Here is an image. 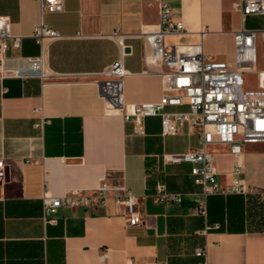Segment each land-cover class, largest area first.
Wrapping results in <instances>:
<instances>
[{
	"label": "crops",
	"instance_id": "crops-1",
	"mask_svg": "<svg viewBox=\"0 0 264 264\" xmlns=\"http://www.w3.org/2000/svg\"><path fill=\"white\" fill-rule=\"evenodd\" d=\"M240 1L168 0L185 30L168 43H202L206 55L233 66L235 33L264 30V14L242 22ZM0 16L22 38L21 49L7 53L8 68L16 67L15 58L42 55L45 74L0 77V158L7 167L0 264H100L104 251L108 264H264V142L244 147L242 178L253 193L210 196L206 214H198L202 197L193 166L163 162L165 155L198 150V135L185 126L164 136L160 117L126 120L101 97L97 82L121 60L125 104L162 100L164 79L148 72L154 68L146 63L143 38L159 23L158 0H64L62 13L43 17L60 35L43 48L31 37L40 21L38 0H0ZM209 151L219 182L231 184L236 158L225 145ZM105 177L140 198L141 224L129 226L112 197L102 209H62L44 219L46 193L95 190ZM160 183L185 194L183 204L153 203ZM199 248H207L206 258L195 255Z\"/></svg>",
	"mask_w": 264,
	"mask_h": 264
},
{
	"label": "built area",
	"instance_id": "built-area-1",
	"mask_svg": "<svg viewBox=\"0 0 264 264\" xmlns=\"http://www.w3.org/2000/svg\"><path fill=\"white\" fill-rule=\"evenodd\" d=\"M40 21L31 37L43 48L46 40H56L60 35L48 28L43 17L64 11V0H38ZM159 23L152 31L143 34L148 46L146 63L164 79V94L157 103L127 105L123 100L122 78L126 72L122 61L116 62L102 74L100 86L102 99L108 109L120 112L126 120L141 122L148 117H160L164 136H176L187 126L190 134H196L200 148L180 155L163 156L164 163H189L194 184L200 187L202 200L196 204L198 214L207 212L206 200L214 195H243L253 189L242 178L243 153L247 144L264 142V67L258 69V43L264 44V30L242 29L235 33L234 65L217 62L206 55L202 43L181 46L170 45L169 38L182 36L184 27L174 19V11L168 0H158ZM242 22L247 16L264 14V0H241L235 5ZM123 46V41L118 40ZM22 38L11 34L10 20L0 16V77L40 76L44 77L43 56L15 58V68H8L7 53L20 50ZM257 77V89L247 88L245 76ZM187 107L186 112H169L167 108ZM221 144L228 147L236 158L233 174L237 177L231 184L223 185L210 146ZM7 167L0 158V186L6 182ZM114 198L117 206L125 208L123 216L129 226L143 222L139 211L140 198L125 187L111 185L108 177L95 190L68 192L62 197L46 193L43 198L44 219L62 209L105 208L107 200ZM155 204H183L185 194L169 192L158 184L150 196ZM217 229V228H216ZM207 248H199L195 255L207 257ZM100 264H108V253L99 257ZM128 264H133L129 261ZM166 264V263H163ZM203 264H207L206 261Z\"/></svg>",
	"mask_w": 264,
	"mask_h": 264
},
{
	"label": "rangeland",
	"instance_id": "rangeland-1",
	"mask_svg": "<svg viewBox=\"0 0 264 264\" xmlns=\"http://www.w3.org/2000/svg\"><path fill=\"white\" fill-rule=\"evenodd\" d=\"M258 26L262 25L261 23L257 24ZM264 67V44L261 40L258 43V69ZM245 82L247 88L254 90L257 89V77L256 75L249 74L245 76Z\"/></svg>",
	"mask_w": 264,
	"mask_h": 264
}]
</instances>
